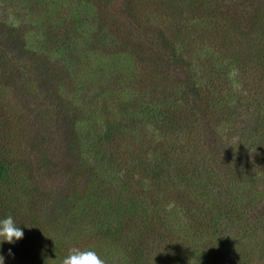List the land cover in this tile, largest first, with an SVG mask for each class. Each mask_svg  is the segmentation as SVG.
I'll return each mask as SVG.
<instances>
[{
	"label": "trees",
	"instance_id": "16d2710c",
	"mask_svg": "<svg viewBox=\"0 0 264 264\" xmlns=\"http://www.w3.org/2000/svg\"><path fill=\"white\" fill-rule=\"evenodd\" d=\"M33 4V16L37 5L48 7L47 0ZM148 12L131 10L117 23L141 49L131 51L141 60L132 78L115 77V85H104L97 75L87 78L89 93L98 96L81 110L93 118L85 136L70 131L67 116L37 90L36 106L25 111L35 141L13 153L7 140L18 135L0 103V221L11 216L24 233L20 240H47L68 254L110 237L130 256L117 264H264L263 161L252 158L241 123L222 112L231 102L259 108L264 131V25L208 13L193 18L200 31H188L185 20L171 28V21ZM155 18L159 26H153ZM259 30L243 53L239 33L250 38ZM213 31L221 38L217 47L201 40ZM0 52L4 56L1 45ZM73 53L74 60L88 58L84 47ZM4 64L6 73L27 83L17 64ZM196 97L214 137L204 138L200 130ZM100 99L108 105L105 126ZM134 132L142 137L136 143ZM218 161L235 163L243 176L219 172ZM252 168L254 181L244 171ZM84 175L93 179L89 189L81 185ZM70 198L73 206L59 215ZM82 219L89 225L73 232L78 228L69 225Z\"/></svg>",
	"mask_w": 264,
	"mask_h": 264
},
{
	"label": "rangeland",
	"instance_id": "374dc122",
	"mask_svg": "<svg viewBox=\"0 0 264 264\" xmlns=\"http://www.w3.org/2000/svg\"><path fill=\"white\" fill-rule=\"evenodd\" d=\"M36 1L0 0V45L4 50V56L0 52V103L13 120L15 125L13 134L18 135L7 140L13 143L10 144L14 147L13 153L21 143L28 145L35 141L34 129L25 111L34 102L37 90L52 99L58 109L67 116L70 131L74 130L80 137L87 134V123H93V118L87 117V114L81 110L86 104L91 105L98 96L97 92L89 93L87 78L97 75L104 81V85H109L108 81L115 85V77L118 79L121 76L125 77L126 73L127 79L132 78L135 74L133 67L141 61L134 60L131 55L132 50L140 52L141 49L135 48L132 42L122 35L118 29L120 26L117 24L125 17L124 14L130 16L131 10L139 15L150 10L148 13L153 12L155 17L160 16L168 20V23L171 21V28L177 26L178 21L185 20L184 28L188 31L192 27L196 28L194 17L208 15V13L217 15L215 17L218 18L228 17L231 14L239 18L242 24L257 23L258 27L264 25V0H47L48 7L43 10L42 6L37 5L35 16L29 15L28 8ZM122 10L125 12L121 13ZM151 15L148 14V16ZM158 19L154 20L153 26H159ZM188 31L185 33L187 34ZM197 31H200V28ZM260 33L259 30L258 34H252L250 38H247L245 33H239L241 42L244 39L241 45L243 53V48L255 43L253 39H258ZM191 34V38L194 39L196 34ZM65 35H69V40L63 43ZM209 35L211 36L201 34V40L206 39L217 47L221 43L218 42L221 39L220 36L216 35L215 31ZM76 46L84 47L87 51V59H85L84 51L85 57L80 56L74 60L73 52ZM142 55L145 54L142 53ZM5 60L8 65L17 64L24 72L22 79L30 85L25 82L23 85V82L13 75V71L6 73ZM101 60L104 61L103 64ZM99 63H101L100 67H98ZM95 66L98 71H93ZM121 68H127V70ZM5 84L10 86L7 87ZM99 101L101 102L100 110H102L99 115L105 126L108 121L104 118L108 105L101 99ZM33 105L36 106L35 102ZM193 107L196 110L200 109L197 114H201L199 124L204 138L214 137L211 122L202 115L204 110L199 98H195ZM121 109L125 111V106ZM222 112L232 121L241 123L240 126H243L246 132L247 143L251 147L252 158L254 160L261 158L263 164L258 163V165L261 164L264 167V131L261 129L263 111L250 104L231 102L224 106ZM97 118L98 115L95 120ZM134 133L136 143L142 137L139 133ZM123 145L132 147L128 140H124ZM72 161L74 159L70 160ZM216 165L218 171L225 175L233 176L234 171H237L238 175L243 176V171L235 166V163L219 162ZM254 170V168L244 170L251 181H254ZM82 178V187L89 189L93 184L92 177L84 175ZM259 189L264 190V184L260 183ZM68 200V204L62 206L63 210L58 212L59 215L66 214L73 206V199ZM84 219L69 225L78 228L73 232L77 233L79 230L78 233H80L81 225H89L86 224L88 221L83 222ZM258 219L260 220V216ZM38 240L29 243L23 240L8 243L0 237V264H2V257L4 264H62L63 259L69 255L65 251H58L54 245L50 243L49 245L47 240L43 242ZM112 241L110 237L109 239L97 238L80 250H93L101 257L105 255L106 258L108 257L105 260L107 264H117L118 259L130 257L122 244L116 240L113 243ZM38 243H43L44 246Z\"/></svg>",
	"mask_w": 264,
	"mask_h": 264
},
{
	"label": "clouds",
	"instance_id": "9594fccd",
	"mask_svg": "<svg viewBox=\"0 0 264 264\" xmlns=\"http://www.w3.org/2000/svg\"><path fill=\"white\" fill-rule=\"evenodd\" d=\"M23 236V231L15 225L11 216L0 221V237L3 238V241L13 243L22 239ZM2 264H4L3 257ZM62 264H107V262L93 250H80L73 247L70 249L69 255L63 259Z\"/></svg>",
	"mask_w": 264,
	"mask_h": 264
}]
</instances>
